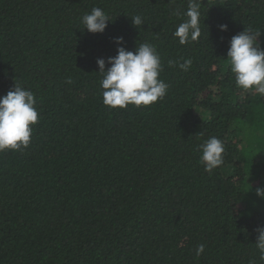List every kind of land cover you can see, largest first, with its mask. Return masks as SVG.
Instances as JSON below:
<instances>
[{
    "label": "trees",
    "instance_id": "16d2710c",
    "mask_svg": "<svg viewBox=\"0 0 264 264\" xmlns=\"http://www.w3.org/2000/svg\"><path fill=\"white\" fill-rule=\"evenodd\" d=\"M200 3L201 36L181 45L188 0H0V97L17 83L39 113L30 145L0 152V264H264V95L238 88L227 58L246 28L264 49V0ZM94 7L102 33L82 24ZM117 37L156 47L162 99L103 104L97 60L110 67ZM212 136L223 163L206 171Z\"/></svg>",
    "mask_w": 264,
    "mask_h": 264
},
{
    "label": "clouds",
    "instance_id": "9594fccd",
    "mask_svg": "<svg viewBox=\"0 0 264 264\" xmlns=\"http://www.w3.org/2000/svg\"><path fill=\"white\" fill-rule=\"evenodd\" d=\"M179 15V13H176ZM201 3L200 0H188V7L183 13L187 19L180 23L173 35L181 45L197 41L201 36ZM109 17L99 7H94L90 13L82 17V24L87 31L102 33L107 27ZM134 26H141V16L132 17ZM222 31L227 25L220 26ZM260 33L251 29L232 36L227 52L230 70L234 74L235 84L243 90H254L264 95V49L259 46ZM118 45L117 55L108 57L106 67L104 58H98L99 73L102 74L100 86L103 89V104L110 108H126L130 104L136 107L149 106L162 99L169 85L160 79L163 71L161 57L156 47L148 42L138 44L135 51L127 50L123 46V37L115 38ZM178 62L168 61L171 68ZM192 60L179 63L178 67L188 71ZM68 83H72L69 78ZM35 94L19 84L14 89L0 97V152L5 150H21L31 143L33 128L38 123L39 113L35 107ZM202 155L200 163L206 171L223 163V142L212 136L200 145ZM257 194L264 197V188H257ZM255 242L259 250L260 260L264 261V226L257 228ZM205 251V245L200 244L196 255Z\"/></svg>",
    "mask_w": 264,
    "mask_h": 264
},
{
    "label": "rangeland",
    "instance_id": "374dc122",
    "mask_svg": "<svg viewBox=\"0 0 264 264\" xmlns=\"http://www.w3.org/2000/svg\"><path fill=\"white\" fill-rule=\"evenodd\" d=\"M234 168L233 167H227L224 169V172L227 174V175H230L232 172H233Z\"/></svg>",
    "mask_w": 264,
    "mask_h": 264
}]
</instances>
